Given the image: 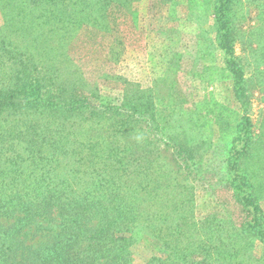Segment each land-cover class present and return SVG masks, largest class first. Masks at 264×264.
<instances>
[{"label":"trees","instance_id":"obj_1","mask_svg":"<svg viewBox=\"0 0 264 264\" xmlns=\"http://www.w3.org/2000/svg\"><path fill=\"white\" fill-rule=\"evenodd\" d=\"M136 1L0 0V264H135L141 241L155 249L144 264H264V116L255 134L246 115L249 80L264 95V0H213L219 69L244 112L224 138L229 122L214 138L193 110L165 113L128 82L104 96L73 60L80 35L96 37L80 56L104 51L110 9ZM225 142L217 165L206 158ZM198 183L228 194L238 225L226 208L196 218Z\"/></svg>","mask_w":264,"mask_h":264},{"label":"rangeland","instance_id":"obj_2","mask_svg":"<svg viewBox=\"0 0 264 264\" xmlns=\"http://www.w3.org/2000/svg\"><path fill=\"white\" fill-rule=\"evenodd\" d=\"M195 3L201 6H187L185 0H140L133 3L131 12L113 7L108 17L114 32L104 34L105 50L80 56L85 52L82 47L90 50V44L96 38L80 35L70 54L86 80L97 86L104 96L110 99L121 96L123 82H128L137 86L140 92L152 91L155 107L165 113L193 110L203 126L214 133V138L218 136L220 123L229 122L232 126L221 133L224 138V133L231 132L244 112L234 101L231 81L224 78L219 69L222 63L219 48L215 47L213 0H195ZM251 6L253 10L254 6ZM245 10L249 11V8ZM256 14L253 10L242 20L245 30L256 26ZM111 44L115 46L113 53L109 48ZM234 54L245 56L238 43L234 46ZM250 69H246L247 79ZM251 81L248 87L250 106L246 115L256 134L264 116V95L257 83L251 84ZM221 111L223 120L218 118ZM141 134L147 136L145 130ZM151 141L160 151L159 159L166 169L175 173L177 166L172 151L165 148L168 140L156 134ZM226 145L227 142L214 147L205 144L206 158L213 159L217 165ZM205 174L201 171L200 177H206ZM196 185L194 205L198 220L226 208L233 212L230 211L239 224L241 212L227 193L210 190L200 183ZM260 206L264 215V198L260 200ZM260 251L257 245L255 252ZM154 253L155 249L145 241L132 247L135 264H144Z\"/></svg>","mask_w":264,"mask_h":264}]
</instances>
